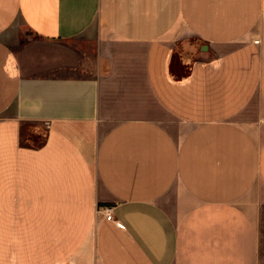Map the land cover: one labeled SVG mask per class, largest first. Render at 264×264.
Masks as SVG:
<instances>
[{"label": "crops", "instance_id": "obj_1", "mask_svg": "<svg viewBox=\"0 0 264 264\" xmlns=\"http://www.w3.org/2000/svg\"><path fill=\"white\" fill-rule=\"evenodd\" d=\"M0 264H264V0H0Z\"/></svg>", "mask_w": 264, "mask_h": 264}, {"label": "rangeland", "instance_id": "obj_2", "mask_svg": "<svg viewBox=\"0 0 264 264\" xmlns=\"http://www.w3.org/2000/svg\"><path fill=\"white\" fill-rule=\"evenodd\" d=\"M8 38L11 49L18 53L22 52L33 69H45L48 63L54 65L64 60L72 59L74 62L75 57L80 68L95 53V43L87 36L69 41L47 42L30 33L26 28L20 27L11 30ZM79 73L83 72L80 70H77V73L72 70L67 72L71 75Z\"/></svg>", "mask_w": 264, "mask_h": 264}, {"label": "built area", "instance_id": "obj_3", "mask_svg": "<svg viewBox=\"0 0 264 264\" xmlns=\"http://www.w3.org/2000/svg\"><path fill=\"white\" fill-rule=\"evenodd\" d=\"M104 211H105V218H106V220H112V215L110 213V210L109 209H105Z\"/></svg>", "mask_w": 264, "mask_h": 264}]
</instances>
